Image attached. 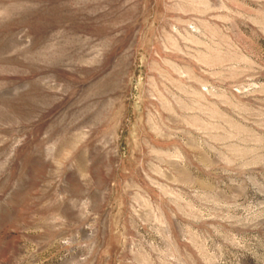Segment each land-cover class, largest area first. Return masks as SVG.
Listing matches in <instances>:
<instances>
[{"label":"rangeland","instance_id":"obj_1","mask_svg":"<svg viewBox=\"0 0 264 264\" xmlns=\"http://www.w3.org/2000/svg\"><path fill=\"white\" fill-rule=\"evenodd\" d=\"M0 264H264V0H0Z\"/></svg>","mask_w":264,"mask_h":264}]
</instances>
